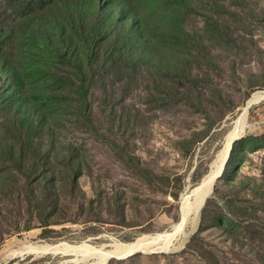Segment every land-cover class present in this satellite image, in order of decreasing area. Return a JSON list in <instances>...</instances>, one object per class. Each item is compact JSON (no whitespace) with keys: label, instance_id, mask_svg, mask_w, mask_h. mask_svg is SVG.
I'll use <instances>...</instances> for the list:
<instances>
[{"label":"rangeland","instance_id":"rangeland-1","mask_svg":"<svg viewBox=\"0 0 264 264\" xmlns=\"http://www.w3.org/2000/svg\"><path fill=\"white\" fill-rule=\"evenodd\" d=\"M31 1L0 0L7 69L22 70L24 55L42 58L22 36L39 12ZM143 1L159 11L158 0ZM182 28L187 43L175 40L154 63H95L86 77L94 126L67 112L52 133H33L35 166H0V264H264V100L249 107L194 227L186 210L250 94L264 90V0H190ZM8 92L0 70V124L11 114ZM6 129L0 125V139ZM69 143L84 152L75 181L58 176ZM139 238L144 248L99 261L116 243ZM61 242L86 248L25 249Z\"/></svg>","mask_w":264,"mask_h":264},{"label":"trees","instance_id":"trees-1","mask_svg":"<svg viewBox=\"0 0 264 264\" xmlns=\"http://www.w3.org/2000/svg\"><path fill=\"white\" fill-rule=\"evenodd\" d=\"M158 1L160 8L154 14L146 9L143 0L31 1L39 12L22 36L42 58L36 63L33 56H22L20 71L0 64V70L8 75L9 92L4 94V105L11 112L0 124L7 128L0 139V166H35L36 153L41 150L33 133L43 127L52 133L57 125H63L67 112L83 127L94 126L86 77L95 63L115 68L121 64L132 69L142 61L154 63L160 51L169 50L175 40L179 46L187 43L182 20L190 0ZM110 4L114 6L112 15L103 11ZM113 13L131 20L132 25L116 20ZM59 71L69 73L74 80ZM33 111L35 119L30 116ZM62 148L67 153L62 155L67 169L59 171L58 176L75 181L84 163V152L74 143ZM28 149L35 151L34 156L27 155Z\"/></svg>","mask_w":264,"mask_h":264},{"label":"bare ground","instance_id":"bare-ground-1","mask_svg":"<svg viewBox=\"0 0 264 264\" xmlns=\"http://www.w3.org/2000/svg\"><path fill=\"white\" fill-rule=\"evenodd\" d=\"M264 100V90H256L253 91L248 100L246 101L245 105L243 106L241 112L239 115L235 118V120L232 123V126L230 130L227 132L222 149L220 150L219 154L217 155V162L218 165L216 169H213L212 172H207V174L202 178L199 185H197L195 188H193L194 198L193 201L188 204L186 207V210H192V217L190 219L191 224L193 227L196 225L200 208L203 204L204 197L210 192L211 183L215 177L218 176V173L221 170L222 164L224 163V160L226 159V156L228 154V150L230 147V143L232 140L241 134H243L246 130L247 125V115H248V109L249 107L254 104L258 103ZM248 128V127H247ZM193 195V194H192ZM185 210V212H186ZM184 212V211H183ZM184 212V214H185ZM182 224V222H180ZM179 224V225H180ZM144 239H136L133 242L128 243H116L114 246V249L104 252L100 258L99 261L105 260L110 255L114 254L117 256H122L125 254H128L138 248H144ZM168 244V243H166ZM85 243L79 244V245H69L68 243H58L55 246L49 245V244H41V245H33V244H26L25 249L32 250L34 252L36 251H43L47 252L48 249L52 251L56 250H77L80 249L82 246L84 247ZM65 246V247H64ZM55 247V248H54ZM54 248V250H53ZM148 249V248H147Z\"/></svg>","mask_w":264,"mask_h":264},{"label":"water","instance_id":"water-1","mask_svg":"<svg viewBox=\"0 0 264 264\" xmlns=\"http://www.w3.org/2000/svg\"><path fill=\"white\" fill-rule=\"evenodd\" d=\"M236 138H237V137H235L234 139H236ZM234 139H233V140H234ZM233 140H232V142L230 143V147H229V150H228V154H227V156H226V159L224 160V163L222 164L221 170H222V168H223V166H224V164H225V162H226V160H227V157H228V155H229V151H230V149H231V146H232ZM213 164H214L213 169H216V167H217V165H218L217 159L214 161ZM213 169L211 168L208 172H212ZM221 170H220V172L218 173V175L221 173ZM206 197H207V195L204 197L203 202L205 201ZM183 216H184V215H183ZM45 244H47V243H45ZM49 245L55 246V245H57V244H49ZM54 248H55V247H54ZM54 248H53V250H54ZM48 251H52V250H49V249H48ZM125 255H127V254H125ZM125 255H122V256H125Z\"/></svg>","mask_w":264,"mask_h":264}]
</instances>
